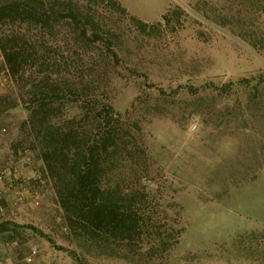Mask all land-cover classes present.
Listing matches in <instances>:
<instances>
[{
    "label": "rangeland",
    "instance_id": "obj_1",
    "mask_svg": "<svg viewBox=\"0 0 264 264\" xmlns=\"http://www.w3.org/2000/svg\"><path fill=\"white\" fill-rule=\"evenodd\" d=\"M116 1L126 12L79 1L87 18L0 25L28 57L14 79L0 53V158L37 172L13 201L46 216L9 218L1 198L5 264H29L30 245L38 264H264V0ZM49 127L107 141L97 182L142 219L126 247L66 227L40 159Z\"/></svg>",
    "mask_w": 264,
    "mask_h": 264
},
{
    "label": "trees",
    "instance_id": "obj_2",
    "mask_svg": "<svg viewBox=\"0 0 264 264\" xmlns=\"http://www.w3.org/2000/svg\"><path fill=\"white\" fill-rule=\"evenodd\" d=\"M79 1L92 0H0V25L2 22L31 24L42 21V17L49 18L56 11L62 13V18L73 19L77 16L87 18L83 5ZM107 2L109 8L126 12L116 0H101ZM80 2V3H81ZM206 4V2H203ZM179 8L167 10L161 21L154 26H169L172 17L176 16ZM140 31L145 32L148 25L131 16ZM177 20V19H176ZM85 23L82 34L88 28ZM93 26V25H92ZM0 29V53L3 57L7 71L12 78H16L28 57L19 48L13 47V37L20 33L17 31H3ZM39 106H43V101ZM33 111L30 112V116ZM53 129L54 131H49ZM42 141L40 159L44 163L46 172L54 182L56 201L63 211L66 227L74 235L83 236L95 243H127L138 236L141 218L131 210L130 205L134 199L132 195L120 196L113 188H102L97 182L99 168V148L104 152L107 141L103 139L99 144H89L83 141L77 144V136L72 132H58L57 128L49 127L45 130ZM100 146V147H99ZM60 164V167L57 166ZM131 201V202H130ZM101 242V243H100ZM108 246V247H107Z\"/></svg>",
    "mask_w": 264,
    "mask_h": 264
},
{
    "label": "crops",
    "instance_id": "obj_3",
    "mask_svg": "<svg viewBox=\"0 0 264 264\" xmlns=\"http://www.w3.org/2000/svg\"><path fill=\"white\" fill-rule=\"evenodd\" d=\"M16 166L13 167V163L11 161L10 156H4L0 158V188L3 189V199L9 204V202L16 199L17 195L22 196H29L30 193H33V187L37 183L35 181H29L27 183L26 179L29 177L36 178L34 176H38L37 172L29 170V168L21 169L18 163H15ZM2 166L13 168V170H8L7 168H3ZM34 180V179H33ZM39 181V179H38ZM40 182V181H39ZM16 195V196H15ZM8 208H11L9 218L15 219L17 216L20 220H40L41 216L45 218L46 216L43 215L45 207L43 208L42 212L34 211L30 205H17L14 207L13 205H8ZM0 244L8 245L9 243H15L16 238L13 236L8 237H0ZM32 253V262L29 264H38L37 262L43 260L44 257L41 254H38V251L35 246L30 245ZM26 258V257H25ZM13 259V256L10 252H7L5 247L0 248V264H5L6 260Z\"/></svg>",
    "mask_w": 264,
    "mask_h": 264
},
{
    "label": "built area",
    "instance_id": "obj_4",
    "mask_svg": "<svg viewBox=\"0 0 264 264\" xmlns=\"http://www.w3.org/2000/svg\"><path fill=\"white\" fill-rule=\"evenodd\" d=\"M2 131H4V129H2ZM2 180L0 179V182H1ZM3 197V189L2 188H0V200H1V198ZM17 200H14L13 202H12V205L13 206H16V204H17ZM5 211V208H4V206L1 204V202H0V214H2L3 212ZM32 253H33V251L31 252V254L29 255V256H27L26 258H25V260H26V262H28V263H31L32 262Z\"/></svg>",
    "mask_w": 264,
    "mask_h": 264
}]
</instances>
